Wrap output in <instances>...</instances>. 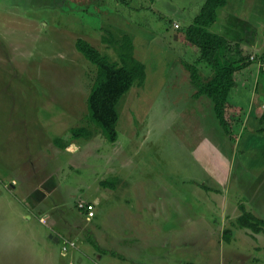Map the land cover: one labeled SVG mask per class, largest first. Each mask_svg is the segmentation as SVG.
<instances>
[{"label": "rangeland", "instance_id": "374dc122", "mask_svg": "<svg viewBox=\"0 0 264 264\" xmlns=\"http://www.w3.org/2000/svg\"><path fill=\"white\" fill-rule=\"evenodd\" d=\"M203 3L0 0V264H105L101 248L115 250L117 246L106 238L112 237L113 230L123 233L118 219L122 213L129 210L137 215L142 191L149 198H155V191L161 192L170 213L163 217L168 227L181 226L174 205L196 221H221L218 215L223 212L213 211L206 197L196 192L199 184L227 193L229 208L237 205L241 215L247 211L264 218V170L260 169L264 168V132L248 143V133L240 139L237 132L240 141L233 145V167L228 181H220L212 170L214 153L210 158L201 152L205 144L207 148L206 142L221 144L224 138L212 108L189 109L193 86L182 81L180 67L173 70L166 85L160 83V56L155 48L165 46L170 53L193 61L192 50L185 52L188 46L182 37ZM236 3L230 0L218 9L219 17L209 30L230 32L228 20L238 11ZM246 11L240 9L243 15ZM138 29L155 35V48L143 44L147 37L142 38L144 31ZM123 33L140 41L141 49L134 55L149 69L144 86H133L122 96L118 139L110 143L87 116L96 67L76 49L75 41L86 39L101 54L117 61V51L103 37L117 40ZM235 33L232 29V38ZM251 33L243 36L246 42L252 41ZM258 36L257 43H264V26L259 27ZM246 50L257 58L262 49L256 52L246 46ZM192 52L198 55L195 48ZM259 67L252 62L250 69L241 72L238 94L233 96L234 89L231 95L232 102L245 110H250L253 98L257 106L264 104V75L259 78ZM257 80L260 88L254 95ZM80 126L90 129V137L73 140L65 149L54 144V139L68 138V131ZM252 142L258 146L253 154H259L257 163L248 147ZM108 179L112 186L103 184ZM80 201H96L98 213L93 220L81 214ZM140 212L150 218L147 210ZM228 214L234 218V213ZM114 221L119 227H112ZM237 231L242 236L236 240L218 243L215 238L199 255L195 246L200 244L194 245L175 263L264 264L263 234L251 242L247 230ZM63 240L71 242L67 252L62 251ZM99 254L103 262L97 259ZM239 255L259 258V262Z\"/></svg>", "mask_w": 264, "mask_h": 264}, {"label": "crops", "instance_id": "0c3cea01", "mask_svg": "<svg viewBox=\"0 0 264 264\" xmlns=\"http://www.w3.org/2000/svg\"><path fill=\"white\" fill-rule=\"evenodd\" d=\"M236 1H237L236 5L238 6L236 8L238 11H236L234 15L231 14L228 20V22H230L228 24L231 30L230 32L228 30H225L221 34L224 35L226 38L229 37L228 40H230L232 43L241 42L243 43L245 49L247 46L251 50L254 49V51L257 52V50H261L263 48V43L261 44L257 43V37H259L258 36L259 27L264 26V0H236ZM240 9H247L248 10V12L246 11L247 14L244 13L243 15L242 12H240ZM217 17H219L218 12H217ZM126 23L129 27H133L130 26V23L128 21H126ZM232 29L236 32L235 33L236 37L234 38H232L231 36ZM138 30L144 31L141 33L142 38H144L145 36L147 37L148 42H144L143 44L147 45L150 43L152 44L151 46L155 48L154 46V42H156L155 35L153 33L147 32L145 29L143 30L138 29ZM250 30L252 33L249 36H252L253 38L251 37L252 40L251 42L250 41L246 42V39H243V36L244 35L248 36V32ZM175 38L178 39L177 35H175ZM133 42H134V54H136V52L139 49H141L139 46L141 43L140 41L137 42L134 36H133ZM248 42L250 43L248 44ZM166 48L167 47L165 46H160L158 48H155L156 52L160 56L158 62L160 68V75H159L160 83L163 81L166 85L168 78H171L169 76L173 75L171 74L173 73V70L180 67L181 71L183 72V75L180 76V78H182L183 82H185L187 85L192 87L193 85H191L190 83L188 72L180 62L181 56L170 53L169 51L170 49L168 48L166 49ZM191 50L193 51V47H187L185 52L188 53ZM192 51L191 53L193 54L190 53V55L197 57V55ZM143 63L147 65L146 66V72H147V69H149L148 64L144 61ZM262 67L264 68V64L262 65ZM208 69L209 68L205 66L203 68L201 66V71L202 73H204V75H207L206 71ZM259 88L260 85L257 80L256 88L255 87L253 88L254 95H257L255 90L259 92ZM194 93H195V87L193 86L192 91L188 95L189 102L191 101L190 103H192L189 109L197 107V111H199L201 109L204 110L207 108L208 109L212 108V112H214L213 104L210 98H208L205 95L194 97ZM236 94H238V92ZM236 94H234L233 96H235ZM253 100L255 99L253 98L252 102H249V104L251 103V105L248 106L250 110L244 109V115L242 118L243 121L238 128L239 130L238 133H240V137H239L240 139L242 138L241 136L244 134V132L248 133V137H246L247 138L246 143H248L247 142L248 139L255 138L256 134L259 135L261 131L264 132V120L260 121L259 119L262 112L264 111V109H262L264 108V104L257 106ZM240 139H237L235 144H238ZM223 141L224 144L222 143ZM222 142L221 144L220 143L210 144L206 142L207 148L205 144L201 152L202 154L207 153V156L210 158H212L211 153H214L215 162L213 163L212 170L214 171L215 174L217 173L216 174L217 178L220 181L221 179L222 180L226 179L228 181L227 174L230 173V170L232 169L234 162V156H233L234 149L233 147L231 148L229 146V143L227 144L224 138ZM249 145L250 146L248 145L247 146L252 149L251 157L252 159H254V163H257L259 159H257L256 157H258L259 154L256 153L255 156H253V154L257 152L256 148L258 146H254L253 142ZM259 152L261 153L260 150ZM260 169L261 171L264 170V168H260ZM198 186H199V190H196V192L206 197V200L212 204L213 211L217 210L223 212L218 215L219 217L222 218L221 221H218L217 219L213 221L208 218H206L205 221L200 219L199 221H196L188 214V211L184 210V208L182 209L181 206L178 207L177 205H174V208L176 209V213L181 215V221H180L181 226L168 227L169 222L167 223L166 221H164L163 217L164 215H169L170 213L167 210L166 203L161 196V192L155 191L152 194V196H154L155 198H149L150 195L142 191L140 194H138V196L141 197V204L138 205L137 215H134L136 211L129 212V210L122 213L121 216L118 217V219H121L122 224L120 226L122 228L123 233L116 234L115 230H113V234L111 235L112 237L106 238V241L107 240L108 242L111 241L112 245H117V246L115 250L106 249L108 246H106L105 249L104 247L101 248V254L104 255V257L106 258L105 264H189L190 262H186V261L185 262L180 261L178 263H175V261L177 260L180 254L187 252L189 249L192 248V246L200 244L199 246H195V247H199L198 249V255H199L202 254V251L208 245V243H210L211 241H215V238H217L216 240L218 243H222V242L230 243L236 240L237 237H241L242 233L241 232L238 233L237 231L239 228H236L235 225L229 226V222L236 220V218H238L241 214L240 211L236 208L237 205L232 209L229 208L231 204L227 202V193L221 192V190L220 192H218L216 189L210 188L211 186L208 187L205 184L203 185L199 184ZM213 201H215L216 204H213ZM90 203L96 205L95 215L91 219H87L85 211L79 209L81 214L87 220H93L98 213V204L96 203V201H91ZM141 209L147 210V212L150 213V218L147 219V216L145 217L140 212ZM228 212L234 213V218H230ZM112 227L117 228L119 226L115 223L112 225ZM226 229H232V237L230 241H226V236H225L226 234L224 232ZM241 229H245V228H241ZM245 230H247L246 234L249 236V238H251L250 240L251 242L255 241L258 238L257 234L254 233L252 234V232L248 229ZM244 235L245 234H243V236ZM106 241L104 245H107ZM99 245L101 246V244ZM113 251L117 253L113 254L112 253ZM101 254H99L100 256L98 255L97 259L100 262H103L101 260L102 258ZM249 256L239 255V258L248 261L250 259H254V260L258 259L257 262H259V258L251 257V256L249 257ZM78 259L79 262L83 261V259L80 257H78ZM208 261H210L208 262V264H224L221 261H219L218 263L211 262L212 260H208ZM190 264H195V263H190Z\"/></svg>", "mask_w": 264, "mask_h": 264}, {"label": "trees", "instance_id": "16d2710c", "mask_svg": "<svg viewBox=\"0 0 264 264\" xmlns=\"http://www.w3.org/2000/svg\"><path fill=\"white\" fill-rule=\"evenodd\" d=\"M229 1H204L192 23L184 29L182 37L183 43L195 48L198 55L194 57L195 62L184 57H181L180 62L188 72L191 85L195 87L194 97L205 95L211 99L215 119L224 139L232 148L238 139L237 132L243 121L244 108L232 102L231 95L234 89L237 90L240 73L250 69L252 62L260 64L259 78L264 75L262 67L264 43L257 58L254 56L251 58L246 53L247 50L243 43H232L224 35L209 30L216 22L217 10L226 6ZM177 28L180 29L181 26ZM103 41L117 51V61L112 60L108 55L101 54L86 39L77 38L75 47L90 64L96 67V75L87 97L89 121L96 123L108 142L115 143L118 139L117 124L120 118L118 104L122 96L133 86H144L147 76L146 65L134 55L132 34L123 33L121 39L117 40L114 37H103ZM202 64L210 69L209 74L202 73ZM259 119L264 120V111ZM68 133V138L58 137L54 139V144L65 149L73 140L81 137L88 138L92 134L86 126L73 127ZM110 180L104 181L103 184L112 186ZM235 222L233 225L238 228L248 229L252 234L262 233L264 235V218H259L252 212L245 211L236 218ZM224 232L226 241H230L232 229H226Z\"/></svg>", "mask_w": 264, "mask_h": 264}, {"label": "built area", "instance_id": "2783aa9c", "mask_svg": "<svg viewBox=\"0 0 264 264\" xmlns=\"http://www.w3.org/2000/svg\"><path fill=\"white\" fill-rule=\"evenodd\" d=\"M175 26L179 27V24L175 23ZM78 209L85 211L87 219H91L95 215V206L92 203L80 201L78 203ZM68 244H71V242H68L67 240L62 241V251H68L69 247H71Z\"/></svg>", "mask_w": 264, "mask_h": 264}, {"label": "water", "instance_id": "95a60500", "mask_svg": "<svg viewBox=\"0 0 264 264\" xmlns=\"http://www.w3.org/2000/svg\"><path fill=\"white\" fill-rule=\"evenodd\" d=\"M50 238H54L55 241H57V237H53V235H50Z\"/></svg>", "mask_w": 264, "mask_h": 264}]
</instances>
